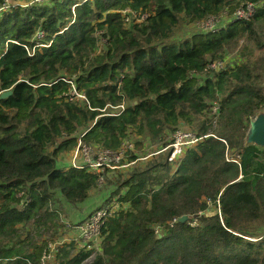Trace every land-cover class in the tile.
Wrapping results in <instances>:
<instances>
[{
    "label": "trees",
    "instance_id": "obj_1",
    "mask_svg": "<svg viewBox=\"0 0 264 264\" xmlns=\"http://www.w3.org/2000/svg\"><path fill=\"white\" fill-rule=\"evenodd\" d=\"M257 1L250 20L175 37ZM230 53L225 69H208ZM10 89L0 99V264H41L66 205H86L101 176L110 192L100 207L128 206L103 225L92 261L93 248L71 242L58 264H264V148L245 141L264 110V0L13 5L0 11V93ZM183 126L205 137L177 167L172 148L126 171L60 163L80 141H133L134 161Z\"/></svg>",
    "mask_w": 264,
    "mask_h": 264
},
{
    "label": "built area",
    "instance_id": "obj_2",
    "mask_svg": "<svg viewBox=\"0 0 264 264\" xmlns=\"http://www.w3.org/2000/svg\"><path fill=\"white\" fill-rule=\"evenodd\" d=\"M17 5V4H14ZM21 5H27V4H21ZM30 5V4H28ZM262 5L261 1L257 2H249L245 5L240 6L233 16L231 17L232 20H250L256 13L257 9ZM13 4L10 0H3V3L0 5V11H6L8 10ZM213 18V16H210L206 20L202 21V29L203 30H211V31H217L221 28L222 25L219 24H212L209 26H205L208 20ZM42 35V33H40ZM229 62H231V59H225V60H218L211 62L208 65V69L212 70H223L225 69ZM71 94L80 98H85L84 93H80L75 86H73V89L71 91ZM123 109L124 105H121L118 107V109ZM219 109V106L216 105L213 109V111L216 113ZM205 136H199L196 132L192 130H188L186 127H181L177 129L170 139V144L166 147L156 150L149 154L148 156L141 157L134 161H127L126 155L127 152L131 149H134V142L133 141H126L122 147H120L117 150H109L105 149L101 146H92V145H86L82 144V142H79L78 147L76 148V156L73 158L72 166L77 168H83V167H89L94 172L97 173H103L107 168L111 170L115 169H122L126 168L132 165H135L138 160H144L149 158L150 156L159 154L163 151H166L168 148H172L171 154L169 156V161L172 163L175 160L181 161V159L184 157L185 153L195 147L198 142L204 138ZM83 157V160H79ZM78 158V159H77ZM233 161H238L239 155L235 157H231ZM178 162V163H179ZM176 163V167L178 165ZM100 183H104V176L100 177ZM219 204V201H218ZM128 203L120 201L118 198H114L108 205L100 207L95 209L93 212H91L89 215L86 216V218L79 224L73 226H68L67 228H75L81 236L83 237L84 243H86V246L89 248L94 249V253L87 259V263L92 261L93 257L97 252L101 253V244L103 241V235H102V227L105 224V222L112 216H114L117 212H119L121 209L127 208ZM177 219H174L176 221ZM62 242L58 243H48V246L44 250L42 257H41V264H45L47 261H49L51 258L55 259L58 255L60 246H62Z\"/></svg>",
    "mask_w": 264,
    "mask_h": 264
},
{
    "label": "rangeland",
    "instance_id": "obj_3",
    "mask_svg": "<svg viewBox=\"0 0 264 264\" xmlns=\"http://www.w3.org/2000/svg\"><path fill=\"white\" fill-rule=\"evenodd\" d=\"M10 1L14 5V4H21V3H29V4L39 3V2H41L43 0H10ZM230 16H233V15H229V14L226 13V14H223L222 16H219V17L213 16V18H211L210 20H208L206 22L207 24L205 26L207 27V26L212 25V24L223 25L222 23H229L230 22V20H229ZM202 28L203 27H202L201 22H199V23H191L189 25L186 24V25H183L182 27H180L177 30V34H176L175 37L179 38V39H183V38H186L189 35L193 34L195 31L203 30ZM232 54L233 53H230L227 56V59L228 58L231 59L232 57H234V59H236L235 58L236 56H232ZM186 128H188V127H186ZM189 129L192 130L191 128H188V130ZM136 140H137V138H135V142H136ZM157 147H158L157 144H154V145L150 144L148 147H145V149L142 150L140 153L143 154L142 157H145L147 154L149 155L152 152L156 151L158 149ZM136 151H137V149H136ZM163 154L164 153H159V154H156V156H150L148 159L155 158V157H156V159L157 158L159 159ZM75 156H76V150L71 151V152H67V153H63V154H61L59 156L60 157V163L63 164V166L71 165L72 162H73V158H75ZM80 157L81 158H79V160H83V157L82 156H80ZM146 161L147 160L139 161L135 165L140 164V163L144 164V163H146ZM178 162H179V160H175L174 162H172L173 166L176 167V163H178ZM127 169H130V166L128 168H126V169L122 168V169H119V170L126 171ZM109 192H110V187L107 188V183H105V182L104 183H100L99 187L92 191V195H91L90 200L83 207H75V206L66 205V207H65V213L66 214L63 217L64 219H61V221H60V224H63V226H62V228L60 229V231H59V233L57 235H55L54 237H51V238L48 239L47 243L50 244V243L62 242V244L64 245L65 242L63 241V236L66 235V233H67V229H68L67 227L68 226H70V227L74 226L72 224L74 222L80 221L81 219L83 221V219L85 218V216L88 213H90L91 211L93 212L95 209L99 208L100 205H102V203H104V199H106V197H108ZM45 237L47 238V236H45Z\"/></svg>",
    "mask_w": 264,
    "mask_h": 264
},
{
    "label": "water",
    "instance_id": "obj_4",
    "mask_svg": "<svg viewBox=\"0 0 264 264\" xmlns=\"http://www.w3.org/2000/svg\"><path fill=\"white\" fill-rule=\"evenodd\" d=\"M23 4V3H21ZM29 4V3H24ZM13 93V90H7L0 93V99L9 97ZM246 144H254L264 148V110L259 112L255 118L250 122L249 129L245 137ZM189 219L188 215H183L179 218L181 222H185Z\"/></svg>",
    "mask_w": 264,
    "mask_h": 264
},
{
    "label": "crops",
    "instance_id": "obj_5",
    "mask_svg": "<svg viewBox=\"0 0 264 264\" xmlns=\"http://www.w3.org/2000/svg\"><path fill=\"white\" fill-rule=\"evenodd\" d=\"M131 167L132 166H130V168ZM126 168H128V167H126ZM126 168H124V169H126ZM90 213H88L87 215H89ZM86 216H85V218H86ZM80 221H82V219ZM82 238L83 237L81 236V234L79 233V231H77L75 228H70V229H67L66 235L63 236V241L65 242V244L66 243L74 242L76 244V249L79 250V249H82V248H85L86 247V243H84V241H83ZM45 264H58L57 256H56L55 259L51 258Z\"/></svg>",
    "mask_w": 264,
    "mask_h": 264
}]
</instances>
